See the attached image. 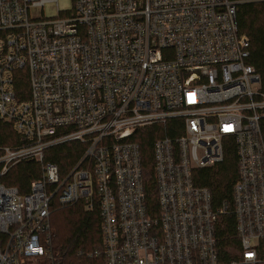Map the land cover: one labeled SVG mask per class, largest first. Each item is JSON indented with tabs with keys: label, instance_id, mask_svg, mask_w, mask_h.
I'll list each match as a JSON object with an SVG mask.
<instances>
[{
	"label": "built area",
	"instance_id": "2783aa9c",
	"mask_svg": "<svg viewBox=\"0 0 264 264\" xmlns=\"http://www.w3.org/2000/svg\"><path fill=\"white\" fill-rule=\"evenodd\" d=\"M47 1L60 11L57 0H0V121L19 137L0 145V264H62L50 246L52 198L98 203L100 246L78 250V264H264V90L252 87L261 79L237 21L239 4L264 0H73L65 16H31ZM69 141L84 149L62 174L45 152ZM228 147L231 210L197 184ZM24 158L40 176L22 193L2 179ZM228 212L230 258L216 237Z\"/></svg>",
	"mask_w": 264,
	"mask_h": 264
},
{
	"label": "trees",
	"instance_id": "16d2710c",
	"mask_svg": "<svg viewBox=\"0 0 264 264\" xmlns=\"http://www.w3.org/2000/svg\"><path fill=\"white\" fill-rule=\"evenodd\" d=\"M237 21L241 32L250 41V54L247 62L259 73L264 90V3L245 2L237 7ZM18 89H26L25 80L18 82ZM264 129V121H263ZM146 138V139H145ZM19 140L18 135L9 124L0 121V145ZM142 162L144 171V188L146 203L149 210L157 207V191L152 168L153 137L148 135L142 139ZM84 146L78 141L60 143L48 148L45 159L54 162L62 174L81 156ZM237 162L233 147L227 148L223 162L204 169L201 180L197 184L206 186L211 191L212 205L219 208L228 204L232 209L231 191L236 179ZM40 176L39 163L33 159L19 160L3 176V183L16 187L20 192H26L33 179ZM51 242L54 255L62 264H78V250H91L100 246L101 230L99 206L95 201L91 208L85 206L84 200L61 205L56 198L51 199ZM216 237L220 252L226 258L232 254L230 248L235 246V218L232 212L220 214L216 220Z\"/></svg>",
	"mask_w": 264,
	"mask_h": 264
},
{
	"label": "rangeland",
	"instance_id": "374dc122",
	"mask_svg": "<svg viewBox=\"0 0 264 264\" xmlns=\"http://www.w3.org/2000/svg\"><path fill=\"white\" fill-rule=\"evenodd\" d=\"M58 2V7H59V12L56 10L55 3L47 1L43 5V7H35L30 10V14L33 17H38L40 15H44L45 17H59V16H65L67 13L72 9L73 6V0H57ZM262 85L260 83H253L252 87L253 88H258ZM18 140L16 142H10L9 144H6L8 146H15L17 144ZM25 160H28V158H24ZM17 163V162H16ZM15 163V164H16ZM15 164H13L11 167H13ZM73 165V164H72ZM229 252L234 255L235 254V249L234 247H231ZM73 264V263H72Z\"/></svg>",
	"mask_w": 264,
	"mask_h": 264
}]
</instances>
